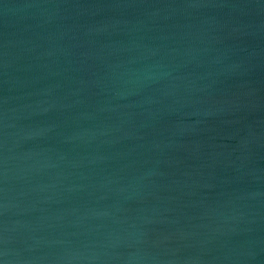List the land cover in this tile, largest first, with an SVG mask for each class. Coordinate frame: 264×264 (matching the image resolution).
Returning <instances> with one entry per match:
<instances>
[{"label": "water", "instance_id": "95a60500", "mask_svg": "<svg viewBox=\"0 0 264 264\" xmlns=\"http://www.w3.org/2000/svg\"><path fill=\"white\" fill-rule=\"evenodd\" d=\"M3 264H264V0H0Z\"/></svg>", "mask_w": 264, "mask_h": 264}, {"label": "snow or ice", "instance_id": "6c2138e0", "mask_svg": "<svg viewBox=\"0 0 264 264\" xmlns=\"http://www.w3.org/2000/svg\"><path fill=\"white\" fill-rule=\"evenodd\" d=\"M0 264H3V262H2V261H0Z\"/></svg>", "mask_w": 264, "mask_h": 264}]
</instances>
